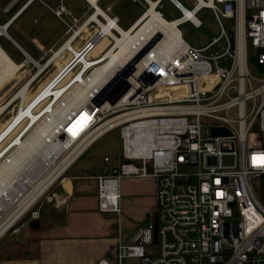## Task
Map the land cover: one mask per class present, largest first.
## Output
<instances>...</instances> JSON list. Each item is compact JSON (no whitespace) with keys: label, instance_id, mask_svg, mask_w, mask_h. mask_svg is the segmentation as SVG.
Listing matches in <instances>:
<instances>
[{"label":"built area","instance_id":"2783aa9c","mask_svg":"<svg viewBox=\"0 0 264 264\" xmlns=\"http://www.w3.org/2000/svg\"><path fill=\"white\" fill-rule=\"evenodd\" d=\"M167 1L181 14L171 21L177 23L180 38L182 24L201 26L195 15L202 9L212 12L220 36L200 49L183 40L163 49L162 36L155 44L148 41L128 61L114 60L105 73L108 81L90 86L87 103L65 121L64 125L81 110L63 132L83 114L88 118L85 129L72 137L56 133V140L69 144L61 149L56 165L79 146L65 170L37 187L53 165L42 176L37 164L25 165L26 172L20 169L12 179L0 181V240L17 234L23 219H38V207L53 202L57 180L97 140L118 129L121 160L110 168L104 158L97 177L98 211L119 214L122 180L152 179L156 219L135 229L125 242H116L108 257L96 264H264V0H193L191 10L177 0ZM64 12L60 7L56 14ZM222 20L231 21V29L226 31ZM105 38L113 42L100 28L77 54L69 50L71 61L43 91L52 86L64 90L62 96L81 85V78L92 77L98 66L94 63L114 45L88 59ZM222 40V52L210 53ZM25 55V62H34ZM250 64L263 76H254ZM14 76L0 86V107L10 102L0 117L17 100L15 114L26 105V96H18L21 89L2 101ZM41 93L28 105L35 113L56 101L40 98ZM27 122L25 117L15 118L0 131V160L16 150L18 145L9 153L14 142L28 137ZM215 129L225 132L216 135ZM224 158L231 161L224 163Z\"/></svg>","mask_w":264,"mask_h":264},{"label":"crops","instance_id":"0c3cea01","mask_svg":"<svg viewBox=\"0 0 264 264\" xmlns=\"http://www.w3.org/2000/svg\"><path fill=\"white\" fill-rule=\"evenodd\" d=\"M158 1L0 0V27L4 28L5 39L9 40L20 53L30 55L9 36V29L21 31V35L29 39L30 43L34 45L42 44L40 45L42 54L39 60H43L50 48L55 52L61 46L50 58L49 63H51L62 56L64 52H69V49L63 47L71 37V45L69 46L78 53L77 51H80L99 32L100 24L106 25L107 20L116 22V26L121 31L131 33L144 20L143 17L152 3L156 4L154 10L159 12L163 18L159 9L161 3L167 0L159 1V4ZM41 5L48 8L49 5L53 6L52 12L63 26V29L58 31L50 42L46 41L47 38L42 32L36 31L39 24L37 13L40 12ZM60 7L65 8L67 13L65 16L60 17L56 14ZM173 8L177 10L174 6ZM27 28L31 29L30 31L33 33L31 36L24 33ZM118 33L121 35L120 32ZM78 44H82V46L77 50L74 46ZM31 59L34 61L33 57ZM19 67V69L22 68L20 65ZM41 68L44 69L45 65L40 66L38 72L32 77V81L28 80L24 85L30 82V86L37 79ZM25 88L22 90L23 93L26 91ZM90 147L66 170L59 185L55 189L53 188V202H43L38 207V219H24L18 233L9 234L12 236L11 240L8 238L0 240V264H96L108 257L109 249L116 244L113 231L105 230L107 226L106 222L104 223L103 215L112 214L115 218L112 220H118L119 223L124 209L134 210L138 208L140 211L136 214V218L128 222L129 229L132 228L133 230L143 226L139 223H143L147 218H150L149 223L152 221L156 193L155 182L152 179L122 180L118 188L120 194L119 214L100 213L98 211L97 177L105 165L104 158L106 156L97 166H93L89 162L80 164ZM120 156L115 163L106 157L109 159L107 165L110 168H116L120 163ZM137 223L138 225L135 226ZM122 240L124 239L122 238Z\"/></svg>","mask_w":264,"mask_h":264},{"label":"bare ground","instance_id":"6f19581e","mask_svg":"<svg viewBox=\"0 0 264 264\" xmlns=\"http://www.w3.org/2000/svg\"><path fill=\"white\" fill-rule=\"evenodd\" d=\"M155 6L156 4H151L148 12L143 17L144 20L142 22L140 21L141 23L139 24V26L131 33L121 31L116 26L113 20H107L108 22L106 25L109 24L108 26L100 24L102 29L101 33L103 35H109V37L114 40L112 49L101 60L100 64H98L95 71L93 72L92 77H89L86 80L84 78H81V85L75 84L74 89H72V87L69 88V90H66L67 92L65 91L62 96L60 95L64 92V90H57L52 88V86L44 91L42 90V93L40 92V98L50 97L54 98V101L56 100L52 106H47L45 111L40 114V116L43 117L48 114V116L46 115L43 120H41V118L38 122H36L40 117L37 118L33 115V105H30L29 107L25 105L24 108L20 109L18 114H14L13 119L16 118V120H18L21 117H25L26 120H31V124L26 129L25 136L34 127L36 129L34 128L35 130L33 133L30 132L32 133L30 136L26 137L25 139L16 141L11 145L9 153L12 151L15 145L18 146L8 158L5 159L7 154L1 157L0 181H7L9 179H12L14 174H17L20 169L21 173L26 172L27 168H25L24 166H32L33 164H37L41 168L40 172L38 173V175L41 176L45 173L44 171L46 169H49V167L53 165V169L44 176V178L36 185V187L42 186L44 182H48L50 180L49 175H53L52 178L58 177L65 170L68 162L71 161L79 152V146L72 148V150L69 151L68 155L64 156L63 159L56 165L54 162L58 158L61 149L67 148L69 145L67 142L63 143L59 139L56 140V133H59L60 131L63 132L65 127H67L78 116L81 110L77 112L75 116L64 125L65 121H67L71 117V114L76 111V109H78L79 105H83L85 102L87 103L90 86H92L91 88H93L94 86L101 87L106 80L108 81L105 73L109 74V69L112 67V62L114 60H122L121 63H123L125 60L128 61L136 52H138L142 48V46L148 43V41L154 40L155 44L159 38L161 39L162 36L163 37L161 43L159 44V47L163 49H170L172 46L178 44L177 41H180V43H182V38H180L176 28L177 23L165 21L154 10ZM111 28L115 29L117 32H120L122 37L121 35L117 37L113 33H111ZM0 32L4 33L2 30ZM3 35H5V33ZM63 48H67L77 54L74 50H72V48H70L69 41L66 42ZM107 58L111 59V61L103 63L104 59ZM82 61L85 65L89 63L85 59ZM26 62L24 61L23 63L19 64L20 66H22V68L19 69V65H15L0 49V86L16 73L21 71L29 62L32 63V61H29L27 64ZM97 63L99 62H95L94 64ZM33 64L37 68H39V65H41L39 62H33ZM44 70L45 68H41L39 72H44ZM30 80L32 81V78L29 79V81ZM29 84L30 82L27 85L22 86L20 92L18 93V96H21L22 99L27 95L30 87ZM23 88H25L24 90H26L24 93L22 92ZM68 92L70 93L65 97L64 95ZM7 105L0 107V113L7 107ZM54 105H56L57 108H53ZM87 119L88 118L86 117V115H81L80 118L77 119L76 122H74L73 125L68 129V132L63 133L67 135L69 133L70 137L78 135L79 132L85 129L84 126L87 122ZM28 184H31L30 181L28 182ZM1 232L2 231H0V233Z\"/></svg>","mask_w":264,"mask_h":264},{"label":"rangeland","instance_id":"374dc122","mask_svg":"<svg viewBox=\"0 0 264 264\" xmlns=\"http://www.w3.org/2000/svg\"><path fill=\"white\" fill-rule=\"evenodd\" d=\"M177 1L187 10H191L194 6L193 0H177ZM40 7H41V10L39 13H37L38 15L37 20L39 24L37 25L38 30L36 31L38 33L42 32V34L47 38L46 41L50 42L54 38L56 33L63 29V26L57 20V18L54 16V13L52 12L54 10L53 6L49 5V8L51 10L45 5H41ZM159 11L162 13L163 18L167 22L169 21L171 22L172 20H176L181 17V14L177 10H175L173 6L167 1H164L161 3V7ZM66 14L67 13L65 11L64 13L60 15V17L65 16ZM195 17L201 23V26L199 28H196L192 24L186 22L179 27V31H180L182 40L187 45L200 49V48H204L209 43H211L214 39L218 38L220 36L221 31H220V27L217 21L215 20L212 12L209 9H202L195 15ZM222 26L226 31H228L232 27V22L222 20ZM1 30L4 31V28L0 27V31ZM30 30L31 29L27 28L26 30H24V33L29 34L31 36L32 32ZM20 32L21 31H16L13 28L8 30L9 36L12 39H14L16 43L20 45L24 50H26L30 54L29 56L31 58L32 57L34 58V61L39 62L41 64L39 66L45 65L44 72H41L38 75L37 79L33 81L31 83V86L29 87L26 98L24 100V102L26 103V106H28L32 102V100H34L35 97H37L40 91L45 86H47L48 82L51 81L53 77L57 76V74L64 68V66L67 65L71 61V55L68 54L69 52H64L62 56H59L53 62L49 63L50 58L61 47L60 46L55 52H53L54 50L50 48L48 52L45 54L43 60H39L42 54V49L40 48V45L42 44L34 45L30 43V40L25 38L23 35H21ZM3 34L4 33L0 32V37L2 36L0 38V48L3 50V52L15 63V65L16 64L18 65L22 63L23 61H25L26 59L25 53H20V51L9 40L5 39L6 36ZM112 44L113 42L110 41L109 39H104L103 41L99 43L96 49L90 54L88 59H94L98 53L100 54L105 53L108 50V48L112 46ZM224 45H225L224 40H222L218 45H216L215 47L211 49L210 53H214V52L221 53L222 52L221 47ZM81 46L82 44H78V45H75L74 47L75 49L78 50ZM59 58L60 60H58ZM27 61L29 62L30 60L28 59ZM221 64L225 66L227 63L224 60V61H221ZM249 67H250L251 73L254 76L256 77L263 76L262 73H257L256 68L252 67L251 64L249 65ZM39 68H37L33 63L29 62L21 71H19L16 74V76H14L11 79V81L13 82L11 85H9L7 90L4 92L5 95L2 98V101L6 102L8 99L14 96L21 89V87L38 72ZM69 93L70 92L66 93L64 96L66 97ZM51 99L52 98H50L49 102L51 101ZM17 106H18V100L13 102L11 106L9 107L8 111L4 113L2 117H0V131L10 122V120L11 121L13 120L14 114L17 111ZM57 106L54 105L53 108H57ZM46 108H47V104L41 110H39L40 108H38L36 113L33 111V115L35 117L37 118L40 117L36 122H38L41 118H42L41 120H43L46 117V115L48 116V114H46L45 117L40 116V114L43 113ZM42 110L43 112H41ZM27 121L28 122L26 125H28L29 122L31 124L30 119H27ZM32 130L30 132L33 133L34 130L33 131ZM32 133H30L28 136H30ZM120 154H121L120 133L118 129H114L110 131L109 133H107L106 135H104L99 140H97V142L94 143L90 147V149L88 150V152L86 153V155L84 156L80 164H82L83 162H89L90 164H93V166H97L101 164L105 156L111 159L112 163H115L116 160H118ZM62 178L63 176L57 180L56 184L53 187L54 189L55 187H57V185H59ZM139 211L140 209L138 208H135L134 210L124 209L123 213L121 214V219L119 220V223H118V220H115L116 223L115 221L112 220V219H115L113 218L114 216H112V214L103 215L102 217H103L104 223L106 222V226H107L105 227L106 228L105 230L110 231V232L113 231V233L115 234L116 242H118L119 240L125 242L128 239L129 234H131L134 231L132 228L129 229L128 222L133 221V219L136 218V214ZM23 220L18 223L17 225L18 229H20V226ZM149 220L150 218H147L146 221H144L143 223H139V225L146 226L149 223ZM137 225L138 223L135 224V226ZM9 234H7L3 238H8L11 240L12 236H9ZM10 235H13V234H10ZM122 238L124 240H122ZM125 263L133 264V261H127Z\"/></svg>","mask_w":264,"mask_h":264},{"label":"water","instance_id":"95a60500","mask_svg":"<svg viewBox=\"0 0 264 264\" xmlns=\"http://www.w3.org/2000/svg\"><path fill=\"white\" fill-rule=\"evenodd\" d=\"M264 70V69H263ZM224 130H219V129H215V130H213V134H216V135H219V134H224ZM230 162L231 160L230 159H227V158H224L223 159V162L225 163V162ZM154 218L156 219V213H154ZM156 228H157V223H156V221H154V229H155V231H156Z\"/></svg>","mask_w":264,"mask_h":264},{"label":"trees","instance_id":"16d2710c","mask_svg":"<svg viewBox=\"0 0 264 264\" xmlns=\"http://www.w3.org/2000/svg\"><path fill=\"white\" fill-rule=\"evenodd\" d=\"M31 86V85H30Z\"/></svg>","mask_w":264,"mask_h":264}]
</instances>
